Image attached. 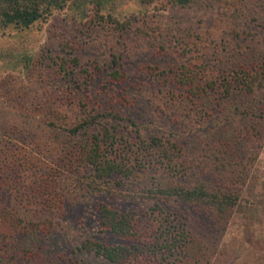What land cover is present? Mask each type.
I'll return each instance as SVG.
<instances>
[{
    "label": "rangeland",
    "instance_id": "obj_1",
    "mask_svg": "<svg viewBox=\"0 0 264 264\" xmlns=\"http://www.w3.org/2000/svg\"><path fill=\"white\" fill-rule=\"evenodd\" d=\"M235 9L240 16H230ZM256 9L240 0H75L27 28L0 27V135H19L5 137L3 149L10 165L20 162L3 194L13 226L2 228L0 264H101L81 249L88 240L121 242L102 230L101 204L141 215L150 202L90 195L85 183L95 167L85 148L97 137L120 161L138 137H188L174 72L201 66L203 81L253 50L264 52V17L253 18ZM88 118L86 132H66ZM223 119L209 109L207 134L195 132L197 140L226 139L241 125ZM16 146L32 153L30 161L15 159ZM118 171L115 191L131 195V173ZM144 176L133 178L143 183ZM210 264H264V142Z\"/></svg>",
    "mask_w": 264,
    "mask_h": 264
},
{
    "label": "trees",
    "instance_id": "obj_2",
    "mask_svg": "<svg viewBox=\"0 0 264 264\" xmlns=\"http://www.w3.org/2000/svg\"><path fill=\"white\" fill-rule=\"evenodd\" d=\"M74 1L0 0V27L27 28ZM175 1L185 5L202 0ZM241 1L257 8L253 18L264 17V0ZM230 16L240 15L235 9ZM136 32L144 37L150 34L143 29ZM253 52L244 55L245 61L238 66L218 68L215 75L203 81L201 66L193 69L183 65L174 72L183 88L178 106L182 107L180 123L188 137H138L127 146V157H120V161L115 155L108 157L106 152H110L100 146L97 137L93 148H85V158L95 167L85 183L90 195L107 194L122 201L146 197L150 205L144 213L135 215L120 213L102 203L99 208L102 230L119 237L121 242L88 240L81 245L83 251L92 253L101 264L211 263L237 204L240 188L247 181L264 142V52ZM111 75L116 79L119 71ZM209 109L218 111L224 119H236L241 125L226 139L199 142L195 132L207 134L204 124ZM92 121V118L83 119L66 132L78 137L80 132L88 130ZM5 137L18 140L19 135H0V234L5 232L3 226H13V221L9 222L5 216L9 207L3 205V194L13 185L15 167L20 163L14 161L10 165V154L3 149ZM109 146L114 148L113 143ZM14 151L16 160L32 158V153L21 146H16ZM122 168L131 173V195L121 189L115 191L118 183L112 177ZM139 172L145 174L143 183L133 178ZM137 187L144 196L138 197Z\"/></svg>",
    "mask_w": 264,
    "mask_h": 264
}]
</instances>
